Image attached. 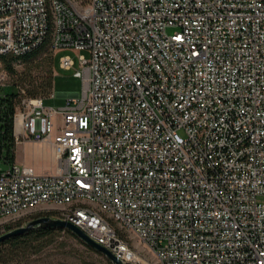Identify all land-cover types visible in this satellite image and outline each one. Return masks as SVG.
<instances>
[{"label": "built area", "instance_id": "built-area-1", "mask_svg": "<svg viewBox=\"0 0 264 264\" xmlns=\"http://www.w3.org/2000/svg\"><path fill=\"white\" fill-rule=\"evenodd\" d=\"M48 33L88 52L59 57L82 90L17 106L55 167L0 168V219L50 212L125 264L149 262L118 228L155 264H264V0H0V54Z\"/></svg>", "mask_w": 264, "mask_h": 264}, {"label": "trees", "instance_id": "trees-1", "mask_svg": "<svg viewBox=\"0 0 264 264\" xmlns=\"http://www.w3.org/2000/svg\"><path fill=\"white\" fill-rule=\"evenodd\" d=\"M50 35L36 48L21 55L0 54L4 70L11 76L8 84L0 86V168L14 163L16 136L14 132V115L23 98L49 95L53 84L54 54L50 47ZM16 64L21 68L17 69ZM45 215L50 212L43 211ZM20 223L7 225V229ZM73 237L87 250L101 256L107 264L112 263L103 253L84 243L66 228L47 227L32 229L19 235L10 236L0 241V264H17L27 255L36 254L49 246L61 233Z\"/></svg>", "mask_w": 264, "mask_h": 264}, {"label": "rangeland", "instance_id": "rangeland-1", "mask_svg": "<svg viewBox=\"0 0 264 264\" xmlns=\"http://www.w3.org/2000/svg\"><path fill=\"white\" fill-rule=\"evenodd\" d=\"M87 3V0H74V5L77 8H82ZM175 30L173 27L166 29L167 33H172ZM54 68L52 73L54 74V84L55 76H58L57 81H59L57 88L54 92H68L78 94L82 90V81L80 77L73 76V69H65L59 66V57L61 55L68 54L74 60L77 65V56L84 54L88 57V52L84 50H72L64 49L59 50L54 53ZM17 69L21 68L20 64L15 65ZM11 80V76L4 70V67L0 61V86L8 84ZM53 84V85H54ZM55 86V85H54ZM56 98V97H55ZM44 104L47 105L49 102L46 98L43 100ZM52 102V100H51ZM56 104V103H52ZM34 143V144H33ZM53 151L49 143L46 142H34L19 144L15 162L18 164H38L52 165ZM54 157V156H53ZM55 161V159H54ZM50 166L44 171H36L38 173H43L50 170ZM262 200V198H260ZM43 211H31L24 213L19 216L5 217L0 219V227L7 225H13L20 223L19 226L23 225L25 222L43 215ZM119 233L128 242L138 250L143 260L148 261L149 264H155V257L152 252L143 244L137 236L132 232L123 231L118 228ZM17 264H107L103 258L89 250H87L80 242H78L73 237L61 232L56 239L47 247L42 249L36 254L27 255L26 258L22 257Z\"/></svg>", "mask_w": 264, "mask_h": 264}, {"label": "water", "instance_id": "water-1", "mask_svg": "<svg viewBox=\"0 0 264 264\" xmlns=\"http://www.w3.org/2000/svg\"><path fill=\"white\" fill-rule=\"evenodd\" d=\"M47 227H60L66 228L80 238L84 243L93 247L97 251L103 253L114 264H125L120 258L112 253L108 248L90 238L83 230L70 221L61 218L53 217L51 215H41L25 222L21 226L14 227L3 234H0V241L13 236L19 235L32 229L47 228Z\"/></svg>", "mask_w": 264, "mask_h": 264}, {"label": "crops", "instance_id": "crops-1", "mask_svg": "<svg viewBox=\"0 0 264 264\" xmlns=\"http://www.w3.org/2000/svg\"><path fill=\"white\" fill-rule=\"evenodd\" d=\"M59 66H61V65L59 64ZM57 78H58V76H55V84L53 83L55 86L52 84V89H51L50 94L43 98V100L46 98L49 101L47 103V106H62L68 100L75 98L78 95L77 92H74V93L57 92V93H55L54 89L57 88V85L59 83V81H57ZM53 82H54V78H53ZM51 94H54V96H51ZM51 100H52V102H51ZM52 103H56V104H52ZM22 143L23 144L24 143H31V140L30 139H17L16 140L15 158H16V152H17L18 146H19V144H22ZM14 162H15V160H14ZM26 165L34 166V168L36 167V169H38V171H44V170H46L47 167L50 166V165L49 166L48 165L40 166L38 164H26ZM54 167H55V161H54V157L52 156V165L50 166V169H54Z\"/></svg>", "mask_w": 264, "mask_h": 264}, {"label": "flooded vegetation", "instance_id": "flooded-vegetation-1", "mask_svg": "<svg viewBox=\"0 0 264 264\" xmlns=\"http://www.w3.org/2000/svg\"><path fill=\"white\" fill-rule=\"evenodd\" d=\"M43 215H45V214H43Z\"/></svg>", "mask_w": 264, "mask_h": 264}, {"label": "bare ground", "instance_id": "bare-ground-1", "mask_svg": "<svg viewBox=\"0 0 264 264\" xmlns=\"http://www.w3.org/2000/svg\"><path fill=\"white\" fill-rule=\"evenodd\" d=\"M143 260V259H142Z\"/></svg>", "mask_w": 264, "mask_h": 264}]
</instances>
